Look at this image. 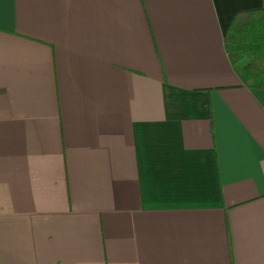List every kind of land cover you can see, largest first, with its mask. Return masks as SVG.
I'll return each mask as SVG.
<instances>
[{
  "label": "crops",
  "instance_id": "crops-1",
  "mask_svg": "<svg viewBox=\"0 0 264 264\" xmlns=\"http://www.w3.org/2000/svg\"><path fill=\"white\" fill-rule=\"evenodd\" d=\"M264 0H0V264H264V90L222 38Z\"/></svg>",
  "mask_w": 264,
  "mask_h": 264
},
{
  "label": "trees",
  "instance_id": "trees-1",
  "mask_svg": "<svg viewBox=\"0 0 264 264\" xmlns=\"http://www.w3.org/2000/svg\"><path fill=\"white\" fill-rule=\"evenodd\" d=\"M222 44L240 82L264 90V8L235 13L224 31Z\"/></svg>",
  "mask_w": 264,
  "mask_h": 264
}]
</instances>
